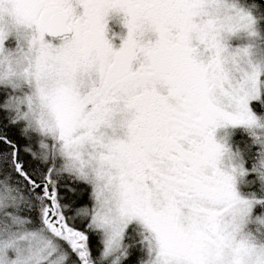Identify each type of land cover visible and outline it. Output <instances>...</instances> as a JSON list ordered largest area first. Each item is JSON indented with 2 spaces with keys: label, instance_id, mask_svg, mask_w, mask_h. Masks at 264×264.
<instances>
[{
  "label": "snow or ice",
  "instance_id": "1",
  "mask_svg": "<svg viewBox=\"0 0 264 264\" xmlns=\"http://www.w3.org/2000/svg\"><path fill=\"white\" fill-rule=\"evenodd\" d=\"M218 3L0 0V264L264 257V138L222 164L229 131L264 128V66L240 64Z\"/></svg>",
  "mask_w": 264,
  "mask_h": 264
},
{
  "label": "clouds",
  "instance_id": "2",
  "mask_svg": "<svg viewBox=\"0 0 264 264\" xmlns=\"http://www.w3.org/2000/svg\"><path fill=\"white\" fill-rule=\"evenodd\" d=\"M253 5L242 3L241 0H219L218 3V12H217V19L221 22L218 27H222L224 32L227 34V43L230 49H234L236 47H249L251 55L250 56H240L237 59L239 60L240 64L243 66H247L248 61L251 60L253 63L259 64L264 66V49L260 47V37H259V29L258 24L255 27V31L257 35H251L252 29L244 28L243 25L246 23L244 19L241 18L240 9H251ZM13 9L11 13L7 11V9ZM16 8L15 4L5 5V12L2 17H0V24H8V23H15L16 22V13L14 9ZM119 16V15H116ZM121 23L123 25L122 16H119ZM241 25L240 30L236 31L235 33H228V29L235 25ZM124 27V26H123ZM126 34V32H125ZM243 34L247 38H249V42L240 45V46H232L230 43V39L234 36ZM26 34L24 32L21 33L22 38ZM114 43V42H113ZM250 136L253 134L255 136H259L264 138V128L256 127L253 129H244ZM218 136L219 133H218ZM231 131H229L228 135V144H229V152L225 154L222 164L226 168H239L241 163L239 153L242 151L236 147H234L231 143ZM239 186L247 183L246 177H238ZM259 227V226H254ZM253 236L255 237L256 241L258 242V246L260 242H264V227H260L259 231H253ZM257 259H264V257L253 256L251 258L252 264H256Z\"/></svg>",
  "mask_w": 264,
  "mask_h": 264
},
{
  "label": "rangeland",
  "instance_id": "3",
  "mask_svg": "<svg viewBox=\"0 0 264 264\" xmlns=\"http://www.w3.org/2000/svg\"><path fill=\"white\" fill-rule=\"evenodd\" d=\"M257 24H258V29H259L260 47L262 49H264V35L262 34L261 29L259 27V21ZM125 32H126V29L123 27L121 20H120V17L114 15L109 20V36H110V38H112V40L116 46H119L120 38H121V36H123L125 34ZM248 42H249V38H247L243 34L234 36L230 39V43L232 46H240V45H244ZM239 130H241L242 133H244V132L247 133L244 129H239ZM234 131L235 130L231 131V137H230L231 140L233 138ZM219 135L224 136L225 135L224 130H221L219 132Z\"/></svg>",
  "mask_w": 264,
  "mask_h": 264
},
{
  "label": "trees",
  "instance_id": "4",
  "mask_svg": "<svg viewBox=\"0 0 264 264\" xmlns=\"http://www.w3.org/2000/svg\"><path fill=\"white\" fill-rule=\"evenodd\" d=\"M242 3L249 4L251 3V0H241ZM258 15V21H259V27L261 29L262 34L264 35V7L260 8L257 11ZM251 137L249 133H242L241 130L236 129L233 134V138L231 140V143L234 147L243 150L246 147L247 143H250ZM241 191L247 193L249 191L248 184L240 185Z\"/></svg>",
  "mask_w": 264,
  "mask_h": 264
}]
</instances>
